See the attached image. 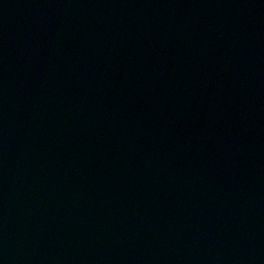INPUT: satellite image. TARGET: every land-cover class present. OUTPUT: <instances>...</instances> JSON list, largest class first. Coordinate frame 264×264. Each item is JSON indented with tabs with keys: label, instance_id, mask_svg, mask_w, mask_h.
<instances>
[{
	"label": "water",
	"instance_id": "obj_1",
	"mask_svg": "<svg viewBox=\"0 0 264 264\" xmlns=\"http://www.w3.org/2000/svg\"><path fill=\"white\" fill-rule=\"evenodd\" d=\"M0 264H264V0H0Z\"/></svg>",
	"mask_w": 264,
	"mask_h": 264
}]
</instances>
